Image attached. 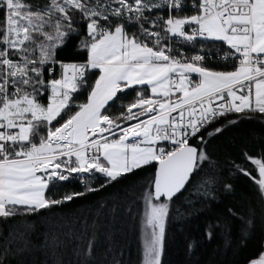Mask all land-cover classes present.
I'll use <instances>...</instances> for the list:
<instances>
[{
    "label": "snow or ice",
    "instance_id": "snow-or-ice-1",
    "mask_svg": "<svg viewBox=\"0 0 264 264\" xmlns=\"http://www.w3.org/2000/svg\"><path fill=\"white\" fill-rule=\"evenodd\" d=\"M165 6L167 19L145 15ZM184 6V0H50L43 9L33 11L22 0H0V12H4L0 20V218L37 212L84 195L48 200L44 193L53 179L98 172L112 182L155 161L154 192L146 199V224L153 232L146 243L145 264H159L158 245L168 205L158 201L171 200L190 181L199 162L207 159L189 141L227 112L249 109L264 114V0H194L195 14L180 17ZM77 12L87 27L81 43L87 60L82 64L55 61V49L76 30L73 15ZM113 17L140 23L141 36L154 39V46L135 33L129 36L123 23L113 24ZM161 24L162 32L151 30ZM172 37L187 42L225 41L241 57L240 65L235 71L215 72L198 63L204 59L201 55H193L190 62L173 56L169 45L162 43ZM49 63L60 64V79H43V66ZM89 69H98L100 75L87 103L53 129ZM186 73L199 74V83L189 88ZM245 82L249 94L237 95L236 89L243 91ZM134 85L149 86L153 95L145 98L138 93L119 117L105 114L109 102ZM45 90H50L46 106L37 100ZM175 93L182 95L173 100ZM133 120L136 123H128ZM41 128H47L46 136L40 135ZM221 131L215 129V133ZM36 136L38 144L33 141ZM199 139L203 142V137ZM160 141L169 142L171 149L161 147ZM248 158L257 166L256 183L264 192V162ZM251 264H264V255Z\"/></svg>",
    "mask_w": 264,
    "mask_h": 264
},
{
    "label": "trees",
    "instance_id": "trees-1",
    "mask_svg": "<svg viewBox=\"0 0 264 264\" xmlns=\"http://www.w3.org/2000/svg\"><path fill=\"white\" fill-rule=\"evenodd\" d=\"M22 2L35 11L43 9L50 0ZM193 3L194 0H184L185 6L178 15L195 14ZM172 14L177 15L174 9ZM3 15L0 12V20ZM145 15L150 19L157 16L167 19L169 10L165 6ZM112 21L123 23L129 36L135 33L142 41L146 40L141 36L140 23L115 17ZM73 22L76 30L55 49V61L82 63L87 60V51L81 48L87 37L86 23L78 12L73 15ZM144 27L151 28V25L145 23ZM162 28L161 24L151 30L162 32ZM146 42L154 46V39ZM162 43L169 45L171 54L186 57L201 54L202 66L209 70L234 68L215 59L208 61L210 53L217 55L226 50L220 41L195 39L188 43L173 40ZM59 65H44L43 79H56ZM49 68L54 71L49 73ZM97 74L96 70L87 71L85 82L71 94L68 109L62 112V118L53 122V129L86 102ZM47 93L45 90L37 96L42 105L47 102ZM138 93L145 98L149 96L145 86L134 85L119 92L118 98L102 111L113 118L119 117L137 99ZM121 125L126 126L123 122ZM216 128L222 131L215 133ZM46 134L47 128H41L40 135ZM199 137H203V142ZM39 138L36 136L33 141L38 144ZM189 142L202 149L207 159L199 162L178 195L158 201L168 205L159 264H249L258 260L264 255V192L256 183L257 166L248 157L264 162V114L249 109L227 112L211 120ZM155 163L143 165L112 182L97 172L85 173L82 178L72 173L67 180L53 179L44 193L48 200H63L73 193L84 195L37 212L21 211L14 217L0 218V264H140L141 220L147 194L151 192ZM245 171L250 175H245ZM88 188L95 190L87 191Z\"/></svg>",
    "mask_w": 264,
    "mask_h": 264
},
{
    "label": "crops",
    "instance_id": "crops-1",
    "mask_svg": "<svg viewBox=\"0 0 264 264\" xmlns=\"http://www.w3.org/2000/svg\"><path fill=\"white\" fill-rule=\"evenodd\" d=\"M207 40H214V39H207ZM216 41H219V40H216ZM220 42H222L227 48L231 49L230 46H229L225 41H220ZM87 55H88V54H87ZM85 62H86V61H85ZM85 62H82V63H85ZM70 63H74V62H70ZM82 63H77V64H82ZM59 66H60V65H59ZM237 67H238V66H235L234 68H232V69H230V70H228V71H215V72H231V71H235ZM59 70H60V71H59V74H58V76H57L56 79H60V78H61V72H62L61 67H59ZM91 70H96V71L98 72L97 77L95 78V80H94V82H93V85H92V87H93L94 84H95L96 79H97V78L99 77V75H100V72H99L98 69H91ZM211 71H214V70H211ZM186 75L188 76L189 81H191V83H190V85H189V88H191V87L194 86L195 84H198L199 81H200V79H201L200 76H198L197 73H186ZM175 78H176L177 80L179 79L178 76H176ZM136 86H145V87L147 88V90H148L149 97L153 95V94L151 93V89H150L149 86H147V85H136ZM92 87H91V89H92ZM250 87H251L252 108L254 109V108H255V82H254V81L251 83ZM91 89H90L89 93L91 92ZM248 89H249V84H248V82H245V86H244V88H243V91H240V89L237 88V89H236V93H237V95H241V94H243V95H248V94H249V90H248ZM89 93H88V95H87V99H86V102H85V103H87V101H88ZM49 95H50V90H48V93H47V102H46L45 106H46L47 103H48ZM180 95H182V94H181V93H175V96H173V100H175L176 97H178V96H180ZM225 96H227L226 92H225ZM85 103H84V104H85ZM77 111H79V108H78ZM74 114H75V113H74ZM74 114H72V115H74ZM63 123H64V122H63ZM63 123H62V124H63ZM17 131H18V130H17ZM129 142H131V138H130V141H129ZM62 158H65V157H62ZM72 159L74 160L75 158L72 157ZM40 174H41V173H39V172L37 173V175H40Z\"/></svg>",
    "mask_w": 264,
    "mask_h": 264
},
{
    "label": "built area",
    "instance_id": "built-area-1",
    "mask_svg": "<svg viewBox=\"0 0 264 264\" xmlns=\"http://www.w3.org/2000/svg\"><path fill=\"white\" fill-rule=\"evenodd\" d=\"M186 30L190 32V29H186ZM172 40L177 41L179 43H181V42L188 43L187 41L183 40L182 38H177V37H172L169 39V41H172ZM197 40L201 41V40H205V39L197 38ZM171 55L177 56V57L182 56L184 59H186L189 62L191 61V57H192V56L186 57L180 53L179 54H171ZM194 55H201V54H194ZM207 59H208V61H211V60L213 61V59H215V60H217L216 61L217 63L226 64V65H230V66H239L241 57L239 56V54L235 53L234 49L226 48V50L220 51L219 54H217V55L210 53L209 56L207 55ZM200 62H202V61H200ZM50 80H52V79H50ZM225 97H227V96H225ZM217 103H219V101H217ZM236 103H239V101H237ZM197 107H198V105H197ZM172 115L177 116L176 114H172ZM159 144L161 147H165L167 149H171V147H172V145L167 141H160ZM77 174L80 177H82V175H83V173H77Z\"/></svg>",
    "mask_w": 264,
    "mask_h": 264
},
{
    "label": "rangeland",
    "instance_id": "rangeland-1",
    "mask_svg": "<svg viewBox=\"0 0 264 264\" xmlns=\"http://www.w3.org/2000/svg\"><path fill=\"white\" fill-rule=\"evenodd\" d=\"M200 65H202V62H199ZM235 67V66H234ZM199 76V74H198ZM149 97V96H148ZM146 97V98H148ZM134 111H136L134 109ZM172 114H176L178 115V113H172ZM141 119H145V117H141ZM136 123V121H132V124ZM107 135V134H106ZM62 159H67V157L65 158H62ZM155 162V161H154ZM98 173V172H97ZM66 174V173H65ZM77 175V173H74ZM101 174V173H100ZM41 176H44L43 173L40 174ZM80 177V176H78ZM45 178V177H44ZM82 178V177H80ZM80 180V179H79ZM145 210H146V206L144 207L143 209V215H142V220H141V229H140V235H141V238H140V248H141V255H140V259H141V262L140 264H145V250H146V243L151 239V233L153 232V228L148 226L146 224V218H145ZM155 231L157 233H159V228L157 227L155 229ZM160 246H161V241L158 245V249H159V253H160Z\"/></svg>",
    "mask_w": 264,
    "mask_h": 264
},
{
    "label": "water",
    "instance_id": "water-1",
    "mask_svg": "<svg viewBox=\"0 0 264 264\" xmlns=\"http://www.w3.org/2000/svg\"><path fill=\"white\" fill-rule=\"evenodd\" d=\"M157 167H158V163L156 162L155 165H154L153 178H152V183H151V192H154V185H153V182H154L155 172H156ZM257 176H258V179H259L258 169H257ZM186 184H187V183H186ZM185 186H186V185H185ZM184 188H185V187H184ZM184 188H183V189H184ZM183 189H182V190H183ZM182 190H181V191H182ZM181 191H180V192H181ZM180 192H179V193H180ZM179 193H177L176 195H178ZM176 195H175V196H176ZM175 196H173V197H175ZM162 199H163V200H166V199H164V198H162ZM166 201H167V200H166ZM249 264H251V263H249Z\"/></svg>",
    "mask_w": 264,
    "mask_h": 264
}]
</instances>
